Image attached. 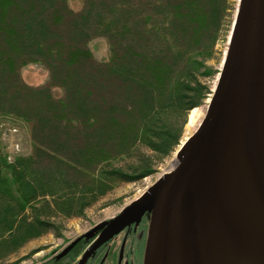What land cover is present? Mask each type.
<instances>
[{
	"label": "trees",
	"instance_id": "1",
	"mask_svg": "<svg viewBox=\"0 0 264 264\" xmlns=\"http://www.w3.org/2000/svg\"><path fill=\"white\" fill-rule=\"evenodd\" d=\"M0 0V123L20 119L30 154L0 145V264L60 237L121 184L155 172L210 95L230 0ZM105 39L96 61L88 43ZM29 64L48 73L27 85ZM58 92L55 94L53 90ZM8 122V121H7ZM13 125H15L13 123Z\"/></svg>",
	"mask_w": 264,
	"mask_h": 264
},
{
	"label": "water",
	"instance_id": "2",
	"mask_svg": "<svg viewBox=\"0 0 264 264\" xmlns=\"http://www.w3.org/2000/svg\"><path fill=\"white\" fill-rule=\"evenodd\" d=\"M177 162L89 234L77 264L150 213L143 264H264V0H239L217 85Z\"/></svg>",
	"mask_w": 264,
	"mask_h": 264
},
{
	"label": "rangeland",
	"instance_id": "3",
	"mask_svg": "<svg viewBox=\"0 0 264 264\" xmlns=\"http://www.w3.org/2000/svg\"><path fill=\"white\" fill-rule=\"evenodd\" d=\"M230 2L233 5V10L231 11L228 25L225 26V35L222 36L216 44L215 60L208 62V64L216 70L215 76L209 83L211 92L203 105L199 107L200 119L195 128L187 134V139L195 133L205 117L215 83L218 80L222 68V61L224 60L228 48V37L234 22L239 0H230ZM67 5L72 11H78L82 7V0H68ZM88 49L91 51L93 58L98 62L105 61L109 57V48L105 39H94L90 41L88 43ZM20 75L27 85L33 87L44 86L49 80L47 71L37 64L25 66L21 69ZM53 91L55 94L58 92L55 89ZM7 121L12 124L14 123L18 129L16 137L12 135L11 137L15 142H17V140L18 142L20 141L24 153L30 154L29 130L27 126L20 119L13 120L8 118ZM5 126H11V124L5 123ZM0 145L2 146L1 142ZM180 145L181 141L174 152L161 164L157 165L155 172L151 176L136 183L119 185L97 204L87 209L83 218L66 220L64 222V230L60 237L57 238L52 234H48L33 240L17 255L10 257L9 262L19 261V264H74L77 262L79 258H81L80 256L86 246L94 240L95 234L90 235L89 232L100 223H105L120 214L124 208L151 187L156 180L170 172L175 166L173 165V160ZM81 244H84V246L80 248L79 246ZM116 245H118V243L115 241L110 246L116 247Z\"/></svg>",
	"mask_w": 264,
	"mask_h": 264
},
{
	"label": "flooded vegetation",
	"instance_id": "4",
	"mask_svg": "<svg viewBox=\"0 0 264 264\" xmlns=\"http://www.w3.org/2000/svg\"><path fill=\"white\" fill-rule=\"evenodd\" d=\"M149 222L150 213H145L138 222L124 228L98 248L86 264H143ZM99 232H96L94 239ZM115 241L118 245L116 247L112 246V248L110 245ZM92 242L86 246L80 257ZM81 246L83 247L84 244L79 247L81 248ZM77 262L74 264H77Z\"/></svg>",
	"mask_w": 264,
	"mask_h": 264
},
{
	"label": "built area",
	"instance_id": "5",
	"mask_svg": "<svg viewBox=\"0 0 264 264\" xmlns=\"http://www.w3.org/2000/svg\"><path fill=\"white\" fill-rule=\"evenodd\" d=\"M5 123H9L11 124V126H5ZM17 134L18 129L12 123H0V142L2 144L8 162H12L14 158L26 154L21 148L20 141L18 142V140L16 139L17 142H15L14 139L11 137V135L16 137Z\"/></svg>",
	"mask_w": 264,
	"mask_h": 264
},
{
	"label": "bare ground",
	"instance_id": "6",
	"mask_svg": "<svg viewBox=\"0 0 264 264\" xmlns=\"http://www.w3.org/2000/svg\"><path fill=\"white\" fill-rule=\"evenodd\" d=\"M235 15H236V13H235ZM215 85H217V82L215 83ZM214 89H215V87H214ZM199 119H200V108H195V109H193V110H191L189 112L188 117H187V123H186V125L184 127L183 136H182V139H181V145L179 146L178 151L180 150V148L182 147V145L187 140V134L191 130H193L195 128V126L197 125ZM176 162H177V158L175 156L174 157V160H173V165H175ZM229 264H258V263L257 262H254V261H251V260H234V261L230 262Z\"/></svg>",
	"mask_w": 264,
	"mask_h": 264
}]
</instances>
